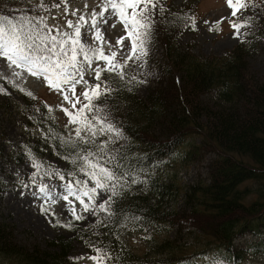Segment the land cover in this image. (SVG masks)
<instances>
[{
	"label": "trees",
	"instance_id": "obj_1",
	"mask_svg": "<svg viewBox=\"0 0 264 264\" xmlns=\"http://www.w3.org/2000/svg\"><path fill=\"white\" fill-rule=\"evenodd\" d=\"M161 3L165 12L156 17L148 52L153 56L157 45L161 49L155 78L143 95L141 83L129 86L126 79L120 87L113 81L118 90L108 100L126 137L118 143L126 155L134 154L137 169H145L141 175L146 182L133 185L118 198L111 219L100 216L99 227L85 226L72 236L24 239L18 237L13 223L0 219V264H67L76 241L90 253L89 244L111 249V264H194L206 257L208 248L219 250L221 260L229 264L251 255L264 256V77L250 61L255 40L264 39V18L252 38L225 54L202 57L180 45L184 27L169 23L189 11L173 13ZM6 6H0V18L19 23L26 16L19 8ZM132 76L145 79L134 69L128 73V78ZM23 100L24 124L40 129L32 139L33 150L43 163L47 155L67 171L71 166L62 158L59 141L46 134L49 128L58 134L65 130L55 117L46 115L42 101L28 96ZM12 116L6 102V118ZM197 137L199 143L190 140ZM22 151L6 152L9 160L6 165L0 160V176L10 163L20 162ZM176 160L184 165L205 160V177L181 188L171 175H156L159 166L172 167ZM252 192L255 198L247 199ZM187 225L200 226L203 233L196 234ZM132 230L144 235L142 251L132 249L127 240ZM243 237L253 239L237 247ZM208 242L213 247H205Z\"/></svg>",
	"mask_w": 264,
	"mask_h": 264
},
{
	"label": "snow or ice",
	"instance_id": "obj_2",
	"mask_svg": "<svg viewBox=\"0 0 264 264\" xmlns=\"http://www.w3.org/2000/svg\"><path fill=\"white\" fill-rule=\"evenodd\" d=\"M60 2L65 4L64 11L67 13L65 0ZM225 3L231 9L232 19L228 23L234 30L232 34L243 41L247 33L242 30H246L253 20L252 16L243 15V12L249 7H257V4L254 0H225ZM261 4L264 5V0H261ZM59 6L40 2L36 7L41 14L24 16L19 23L7 17L0 18L5 21L0 23V57L6 58L13 78L27 72L33 77L42 78L50 89L62 97L63 102L56 107L62 109L67 117V123L63 126L66 134L55 133L52 128L46 134L59 141V148L63 150L62 158L71 167L67 171L50 165L46 167L25 146L32 167L36 169L32 172L33 185L37 184L34 177L41 171L45 177H58L60 181H65L67 177L55 196L43 182L39 183L33 195L42 194V199L52 204L62 198L67 202L64 207L72 220L96 217L94 222L86 225V228L91 229L103 223L101 213L108 219L116 215L114 206L118 198L126 191H131L133 185L146 182V178L141 175L145 169H137L132 163L134 154L126 155L124 146L118 143L126 137L122 126L112 115L114 109L110 108L108 100L118 90L112 87L113 81H118L120 87H124L126 79L129 86L133 82L143 83L135 76L128 78V73L133 70L136 61L146 62L156 17L165 12V6L160 0H98L99 11L94 7L88 15L80 13L75 21L67 19V30L48 25V17L43 15L49 7ZM72 15H77L76 10L72 11ZM224 19L220 17L212 22L216 31L220 30V22ZM110 21L113 27L119 22L124 33L117 37L116 45L119 48L115 50L104 39L101 31ZM203 22L209 23L207 20ZM169 23H178L183 27L191 25L193 29L196 27L195 17L187 14L176 15ZM82 28L86 33L84 36L81 34ZM212 30L209 27V31ZM88 35L94 38L91 44L88 43ZM94 61L97 63L93 67ZM137 67L142 69L143 64ZM86 72L94 82L90 83L85 78ZM102 72L107 75L102 76ZM9 82L24 91L13 80ZM77 86H81L80 91H77ZM5 91L0 87V92ZM26 94L35 99L31 92ZM45 107L48 109L46 115L54 119L52 106ZM34 110L39 111L38 108ZM40 211L46 213L48 209L41 205ZM52 214L55 215V212ZM54 226L75 227L71 221H61L59 218L55 219ZM88 246L92 254L87 259L93 264H111V249L96 244ZM210 264L222 262L211 259Z\"/></svg>",
	"mask_w": 264,
	"mask_h": 264
},
{
	"label": "rangeland",
	"instance_id": "obj_3",
	"mask_svg": "<svg viewBox=\"0 0 264 264\" xmlns=\"http://www.w3.org/2000/svg\"><path fill=\"white\" fill-rule=\"evenodd\" d=\"M40 2L51 5L52 3L58 4L55 0H0V6H6L8 3L12 7L19 8L26 16L40 15L36 5ZM68 12L65 13V4L61 3L59 7H49L47 11L43 12V15L48 17L47 24L54 25L61 30H67L66 20L72 19L75 21L80 13L88 15L95 7L99 11L98 0H65ZM172 10H188L189 16L195 17L196 27L193 29L191 25L184 27L179 38V43L182 47H188L198 56L208 57L211 55L225 54L231 51L240 41V38L234 36L233 29L230 27L228 20L232 19L230 16L231 9L227 7L225 0H160ZM257 7H249L244 10L243 15L252 16L253 20L248 25L244 40L252 38L255 35V29L257 23L264 18V5L261 4V0H254ZM7 7V6H6ZM6 7L3 10V14L6 13ZM76 10L77 15L73 16L72 11ZM220 17H225L220 22V30H215V24L213 21L219 20ZM10 19V18H8ZM12 20V19H10ZM209 21L205 24L203 21ZM13 21V20H12ZM5 22L3 19L0 23ZM15 22V21H13ZM209 27L213 30L209 31ZM55 30V29H54ZM101 31L104 33V39L108 40L113 46L114 50L118 49L116 45V39L118 36L123 35L122 25L117 22L115 26L109 25L102 27ZM82 36L86 35L84 28L81 29ZM93 37L88 35V43L93 42ZM243 40V41H244ZM256 41V47L253 49L254 54L250 56V61L256 72L264 77V39L258 38ZM96 43H100L97 41ZM255 44V42H254ZM107 47V45H103ZM122 51V50H121ZM154 55L148 54L146 62L136 61L133 64V69L144 76L143 83L140 84L139 90L143 95L146 93L150 81L155 78L156 67L161 61L162 53L160 47L157 45L153 49ZM119 55V52H118ZM96 61L93 62V67ZM143 64L142 69L137 67L139 64ZM107 75L106 72H102V76ZM85 78L89 79L90 83L94 82L93 78L85 73ZM9 80H13L15 84L20 85L24 89V97L28 96L26 93L31 92L37 101H42L44 105H51L53 108L52 115L55 117V122L61 125L64 129V124L67 123V117L63 113L62 109L56 107L57 104L63 102L62 97L49 88V86L43 82L42 78L33 77L31 74L24 72L22 76L13 78L12 69L8 67L6 58L0 57V87H3L6 91L0 92V160L6 165V160H9V155L6 158V152L15 150L22 151V158L19 163H10L7 172L0 176V219L5 218L6 221L13 223L16 228L18 237L29 239L33 241H43L51 239L59 234L75 235L79 230L83 231V228L89 223L95 220L96 217L86 216L85 220L75 221L72 220L70 213L64 207L66 201L62 198L57 199L56 204H52L50 201L42 199V194L33 195L37 192L39 183L43 182L49 188L52 189V195L55 196L60 191V185L65 181H60L58 177H45L43 172H38L34 177L37 184L31 183L32 172L36 171L32 167L31 160L28 153L25 150V146L31 150L36 158L43 162V159L39 158L37 153L32 148V139L35 138L39 132V128L35 124L27 127L24 122V115L27 113V105L23 100L24 97L20 96V89L13 86ZM81 86H77V91H80ZM31 98L30 96H28ZM6 102L11 105L13 110V118H6ZM65 106H68L65 103ZM8 108V107H7ZM21 117V119L17 118ZM13 121V124H11ZM66 134V130L64 131ZM196 143H199V138H191ZM184 147H180L183 149ZM209 152L206 153L205 159L209 158ZM45 166H51L52 168H60L63 163H58L55 158L45 155ZM172 167L168 165H161L157 169L156 175L163 174L164 176L171 175L173 180H176L180 184L181 188L189 184L190 182L198 181L205 177V163L194 162L189 165H184L182 161L176 160ZM6 167V166H5ZM27 185V187H25ZM150 190V188L148 189ZM23 193V194H22ZM249 197V198H248ZM247 199H254L255 192L249 194ZM72 199V197H70ZM246 199V200H247ZM78 205V202H76ZM43 205L48 209V212L43 213L40 211V206ZM178 207L181 205H177ZM53 211L55 215H53ZM100 216H106L101 213ZM59 218L61 221H71L74 228H64L63 226H54L55 219ZM188 229H192L196 234L203 233V228L200 226L187 225ZM150 234V232H149ZM162 234L160 235V237ZM144 235L141 232L132 230L129 233L127 240L129 241L132 249L135 251H142L145 247ZM202 239V238H201ZM252 237H243L237 241V247L245 245ZM250 244V243H246ZM205 247H213L208 244ZM207 255L203 256L194 264H210L211 259H218L222 264H229L221 260L219 256V250L214 248L206 249ZM92 253L88 252L84 246L76 241L75 247L71 254V260L67 264H93V262L87 259V256ZM204 255V254H203ZM73 257H84V259L74 260ZM238 264H264V256L251 255Z\"/></svg>",
	"mask_w": 264,
	"mask_h": 264
}]
</instances>
